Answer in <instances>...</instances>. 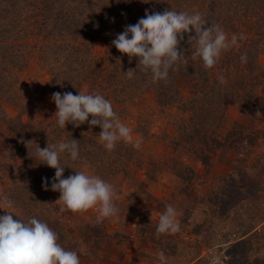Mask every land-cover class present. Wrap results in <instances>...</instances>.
I'll use <instances>...</instances> for the list:
<instances>
[{
    "label": "trees",
    "instance_id": "obj_1",
    "mask_svg": "<svg viewBox=\"0 0 264 264\" xmlns=\"http://www.w3.org/2000/svg\"><path fill=\"white\" fill-rule=\"evenodd\" d=\"M169 8L198 11L207 24H218L229 38L237 34L239 46L224 51L217 64L206 68L201 58L193 55L195 41L189 42L188 37H194V31L187 33L178 45L184 51V61L169 70L166 81H153L138 58L129 59L112 41L146 11ZM240 33L245 36L242 40ZM99 41L104 49L97 52ZM242 54H246V62L241 61ZM263 59L264 0H0V129L5 127L8 137L0 141V193L14 202L12 208L0 211L12 212L25 221L36 216L47 222L57 232L58 242L80 257L77 240L90 242V223L82 227L83 221L75 222L72 212L68 215L69 209L58 200L60 193L50 187L55 169L34 159L35 143L44 148L47 143L73 138L79 141L80 159L74 162L62 156L63 176L84 170L112 184L122 175L138 184L139 190L131 197L139 194L144 195L145 203L152 200L155 205L147 207L152 211L162 203L144 190L147 183L138 178L137 171L151 181L170 175L180 183L181 195L197 210L195 216L186 211L182 223L197 238L208 232L202 246L214 247V232L221 224L227 226L229 219L238 235L232 238L246 237L243 242L255 238L249 253L258 252L264 246L258 229L264 223L258 206L264 205V195L249 190L246 198L249 202L254 198V203L248 208L238 202L240 208L234 209L230 194L242 185L238 165L244 163L255 170L258 163L251 165L247 159L264 144V139L258 142L264 137ZM33 65L50 76L43 87H33L24 78ZM129 69L136 71L131 78L125 74ZM45 89L102 94L138 138L119 141L109 151L98 136L99 125L67 123L61 128L53 114L37 116ZM148 96L151 104L145 102ZM8 107L17 111L16 117ZM231 109H237L239 116L232 118ZM258 124L263 127L256 128ZM155 146L164 148V153ZM224 150L234 153L227 163L230 171L219 177V184L197 196V183L204 182L197 165L208 171L217 153ZM261 160L264 172V156ZM42 178H48V188L42 186ZM137 213L143 222L145 213ZM206 216L211 221L205 220ZM72 222L77 223L72 227L78 235L68 225ZM231 235L224 236L226 243L232 241ZM92 245L98 244L93 241Z\"/></svg>",
    "mask_w": 264,
    "mask_h": 264
},
{
    "label": "clouds",
    "instance_id": "obj_2",
    "mask_svg": "<svg viewBox=\"0 0 264 264\" xmlns=\"http://www.w3.org/2000/svg\"><path fill=\"white\" fill-rule=\"evenodd\" d=\"M193 31L195 36L188 37L189 42L195 41L193 55L199 56L206 68L217 64L224 51L239 46L237 34L229 38L218 24H207L198 11L189 13L170 8L163 12L146 11L137 23L126 25L112 44L129 59L138 58V64L143 66L144 71L151 72L153 81H166L169 70H175L178 63L185 59L184 51L178 45L185 34ZM244 38V34L240 33L239 39ZM241 61L246 62V54L241 55ZM135 72L129 69L125 74L131 78ZM52 100L57 108L55 115L59 127L65 128L67 123L78 127L85 122L90 126L99 125L102 130L98 136L109 151L119 141L132 140L131 129L121 121L112 102L102 94L54 92ZM29 142L33 141L26 143ZM35 144L34 159L55 169L50 187L60 193L58 200L63 201L68 209L73 212L96 209L98 221L117 214L119 209L115 201L118 191L111 183L84 170L63 176L65 166L61 157L67 156L74 162L79 160V141L62 139L47 143L44 148ZM136 147H139L138 141ZM42 186L48 188V178H42ZM13 206L14 202L0 193V209ZM156 231L169 234L180 231L178 212L171 204L166 205L165 211L159 215ZM58 239L57 232L36 216L25 221L5 211L0 215V264H80L77 251L65 248ZM158 257L161 262L166 260L163 252L158 253Z\"/></svg>",
    "mask_w": 264,
    "mask_h": 264
},
{
    "label": "rangeland",
    "instance_id": "obj_3",
    "mask_svg": "<svg viewBox=\"0 0 264 264\" xmlns=\"http://www.w3.org/2000/svg\"><path fill=\"white\" fill-rule=\"evenodd\" d=\"M103 49V43L101 41L97 42L96 51L100 52L103 51ZM24 78L33 87L39 88L45 85L50 76L40 66L33 65L32 69L24 75ZM185 91H188V89L185 88ZM53 93L54 91L49 89L44 90V97L41 99V106L37 111V116H41L43 112L48 113V116L52 114L56 116L55 112L57 108L52 100ZM149 97L150 96L146 98V104H151L152 102ZM8 111L13 117H16L18 114L13 107H8ZM237 112V109H231V117H238L239 115ZM23 117L25 120L29 118H26V116ZM261 127H263V125L258 124L256 128ZM131 135L132 138H138L137 134L133 131ZM262 137L263 135L258 141L259 144H261L264 139V137ZM6 140H8V137L6 129L3 127L0 129V141ZM155 150L164 153V148L160 149V146H155ZM263 156L264 144L254 149L250 158L247 159V162L251 165L258 163L255 170L247 167L244 163L238 165V169L241 172L240 180L242 181V185L237 186L235 188L236 190L234 189L230 194V202L234 209L240 208V206L237 208L238 202L245 203L248 208L254 203V198L251 202L246 198V194H248L249 190L253 193L264 195L262 194L264 192V172L260 169L263 160L259 161V158ZM233 157L234 153L232 151H219L208 171H203V168L197 165L199 177L203 178L204 182L197 183L196 192L194 193L200 196L208 192L210 186L219 184V177L230 171V167L227 163ZM137 176L142 179L141 181L147 183V187L144 188V190H146L153 199L158 198L159 202L162 203L160 207H155L154 210L150 211L147 207L150 204L152 206L155 205L152 203V200L145 203L144 195L142 196L139 194H135L132 198L131 193H136L133 191L139 190L136 187L138 184L135 181L125 180L122 175H118L115 177L116 179L112 181V185L118 191V199L115 201L119 209L117 214L104 218L102 221H98V212L96 209H89L84 212H73L69 209L68 215L72 212L75 222H84L80 223L82 227L85 226L86 223H90L88 224V232L89 235L92 236L90 242L85 243L76 239L80 244L78 249L80 257L82 258V264H204L203 259H206L208 264H231L232 259H234L232 264H264V246L258 249V252L253 254L249 253L250 244L253 243L252 241L255 238L252 240L247 239L244 242L242 240L246 237L237 240L232 238L237 234L236 230H234V224H232L229 219L226 223L227 226L221 224L219 228H217V231L214 232V236L216 237L214 247L208 248L202 246L201 244L208 238V232L202 236V238H197L198 236H194L193 233L187 230L186 225L181 221L186 211L193 212L192 215L195 216L197 210L188 197H183L181 195L180 183L167 174L156 177L154 181L147 180L140 170L137 171ZM239 187H242L243 190L239 191ZM169 204L177 209L180 231L171 234L157 233L156 228L159 215L165 211L166 205ZM258 206L260 208V215L263 216L264 205ZM243 208L245 207H242V209ZM10 211L13 210L10 209ZM138 211H143L145 213V217L141 218L143 222H140V217L137 215ZM2 213H5V211H0V214ZM205 220L211 221L208 216H206ZM75 224L72 222L71 225L70 223L68 225L73 229L74 235H78L76 228L72 227ZM258 229L260 230L259 239H261V243H263L264 223L260 224ZM225 235H231L232 241L226 243L227 239L224 237ZM93 241L97 242L98 245H92ZM239 242L242 244L241 247H238ZM160 252H163L166 257V260L163 262H161L158 257V253ZM258 257H260L259 260ZM246 259H249V261L243 262V260Z\"/></svg>",
    "mask_w": 264,
    "mask_h": 264
}]
</instances>
